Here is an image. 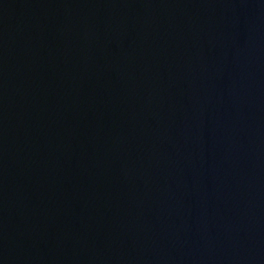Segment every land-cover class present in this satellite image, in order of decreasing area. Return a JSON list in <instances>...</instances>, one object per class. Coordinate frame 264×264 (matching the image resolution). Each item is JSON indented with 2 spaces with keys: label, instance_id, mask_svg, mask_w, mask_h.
I'll return each instance as SVG.
<instances>
[{
  "label": "water",
  "instance_id": "1",
  "mask_svg": "<svg viewBox=\"0 0 264 264\" xmlns=\"http://www.w3.org/2000/svg\"><path fill=\"white\" fill-rule=\"evenodd\" d=\"M0 264H56L42 0H0Z\"/></svg>",
  "mask_w": 264,
  "mask_h": 264
}]
</instances>
